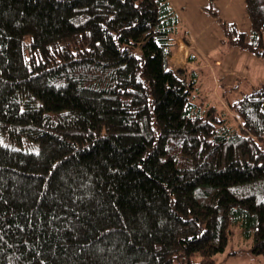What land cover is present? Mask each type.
<instances>
[{"label": "trees", "instance_id": "1", "mask_svg": "<svg viewBox=\"0 0 264 264\" xmlns=\"http://www.w3.org/2000/svg\"><path fill=\"white\" fill-rule=\"evenodd\" d=\"M243 2L234 45L264 58ZM181 23L169 0H0V264H215L233 226L264 256V83L191 102Z\"/></svg>", "mask_w": 264, "mask_h": 264}, {"label": "rangeland", "instance_id": "2", "mask_svg": "<svg viewBox=\"0 0 264 264\" xmlns=\"http://www.w3.org/2000/svg\"><path fill=\"white\" fill-rule=\"evenodd\" d=\"M169 1L183 23V31L190 38H195L196 58L187 62L188 67H191L189 72L195 71V77L189 75L187 78V82H193L196 87L190 97L191 102L204 109L214 106L219 113L221 102L226 103L227 98L234 100L251 91L256 85L264 83V58L253 56L234 45L236 35L231 32L233 29L230 23L234 24L238 32H244L248 39L250 37V25L243 0H214L212 4L207 0ZM207 5L208 13L217 11L223 18L221 25L230 32L224 33L219 22L210 18L207 11L205 13L200 9ZM179 63L183 64L181 61ZM171 67L176 69L179 66L178 63L175 66L172 61ZM227 118L231 122L235 121L233 117ZM22 147L36 151V145L27 142ZM230 230L225 249L214 256L215 264H264V256L251 251L252 237L241 236L239 227L236 226ZM192 259L198 262L199 256H192ZM173 261L175 264H187L186 257L183 256L174 258Z\"/></svg>", "mask_w": 264, "mask_h": 264}, {"label": "crops", "instance_id": "3", "mask_svg": "<svg viewBox=\"0 0 264 264\" xmlns=\"http://www.w3.org/2000/svg\"><path fill=\"white\" fill-rule=\"evenodd\" d=\"M206 1V0H205ZM203 3V2H202ZM245 8V7H244ZM200 9H202V6L200 7ZM203 10V9H202ZM220 17V16H219ZM189 37V36H188ZM195 37V36H193ZM190 38V37H189ZM193 40V42H192ZM194 40L195 38H191V40H189L191 43H192V46L194 49H191L189 48L190 46H188V43H185L182 39L178 40V48H177V53L171 58V62L173 61V63L175 64V66L177 65L178 63V66L179 67H182L184 64H185V55L186 53H188V51H191L192 54H194L195 56V49H196V46L194 44ZM196 58V56H195ZM182 62L183 64H180L179 62ZM180 64V65H179Z\"/></svg>", "mask_w": 264, "mask_h": 264}]
</instances>
